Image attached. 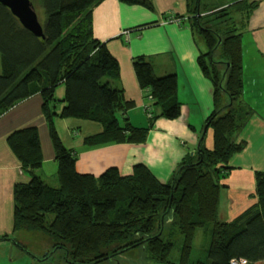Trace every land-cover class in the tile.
<instances>
[{
	"label": "trees",
	"instance_id": "16d2710c",
	"mask_svg": "<svg viewBox=\"0 0 264 264\" xmlns=\"http://www.w3.org/2000/svg\"><path fill=\"white\" fill-rule=\"evenodd\" d=\"M100 1L39 0L45 14L42 37L24 28L0 4V117L18 102L36 93L41 96L58 180V186L52 187L35 174L43 161L35 126L7 135L8 147L30 175L28 181L13 186L12 231L26 228L46 233L55 241V251L64 250L69 264H97L135 247H143L157 264H229L233 258L264 264V171L255 172L258 208L229 222L218 219L224 187L220 181L230 170V157L244 148L235 136L253 114L242 99L241 27L257 0L212 6L185 0V23L206 47L197 63L212 83L214 109L204 123L212 129L213 145L207 148L202 134L195 155L187 154L165 183L143 164L134 165L127 176L116 167L99 176L78 173L77 151L66 148L57 134L55 117L77 118L102 127L83 137L87 148L143 143L154 119L180 116L176 75L157 76L152 63L138 56L133 59L134 72L140 88L151 95L155 110L150 111L146 127L133 126L123 115L119 120L117 113L124 114L133 103L125 99L122 89L110 85L109 79L119 77L118 61L92 34V9ZM120 1L153 10L152 0ZM58 85L64 87L60 100L64 104L57 112ZM223 94L228 98L225 105L220 100ZM209 223L207 260L192 263L195 232ZM176 232L182 241L178 259L173 260Z\"/></svg>",
	"mask_w": 264,
	"mask_h": 264
},
{
	"label": "crops",
	"instance_id": "0c3cea01",
	"mask_svg": "<svg viewBox=\"0 0 264 264\" xmlns=\"http://www.w3.org/2000/svg\"><path fill=\"white\" fill-rule=\"evenodd\" d=\"M152 2L153 10L120 0L100 1L92 9V34L95 39L106 44L118 61L119 77L109 79L110 85L122 89L125 99L133 103L132 108L124 114L117 113L119 120L123 115L128 117L133 126L146 127L149 119H146L148 116H145L144 106L148 105L152 111L155 110L152 107L153 101L147 99L134 72L133 59L138 56H144L152 63L157 76L171 73L176 75L177 98L181 103L180 116L176 119L156 118L143 143L85 147L82 144L83 137L102 130V127L96 128L94 133L83 136L77 147L73 148L77 151L75 168L78 173L99 176L107 168L116 167L120 175L127 176L132 173L134 165L143 164L160 182L165 183L170 180L181 160L190 154L189 151L192 153L189 156L195 155L205 119L214 109L212 83L203 75L197 63L198 55L204 52L203 40L185 23V0ZM177 17H184L180 24L170 21ZM124 31H128V37L123 34ZM241 32L244 81L242 99L250 105V98L254 97L256 103H252L253 114L235 136L237 143L244 142V148L230 157V170L220 181L224 187L220 189L218 219L226 222L250 208H258L254 196L255 172L264 171V115L258 113L261 106L258 102L261 98L258 94L261 87L259 84L264 83V0H257L256 7L242 24ZM59 95L63 96L61 90ZM221 102L222 105L227 104L225 94ZM41 105L42 98L36 93L18 102L0 117V233L3 235L15 232L12 231L13 186L30 178L8 147L7 135L17 129L35 126L43 155L42 166L35 170V174L44 179V164L56 163ZM66 120L68 124L70 120ZM81 124L73 123L76 125L74 127ZM72 134L76 132L72 131ZM204 144L207 148L213 145V132L210 128L204 132ZM123 254L106 260L104 264H119L117 260ZM8 263H12V259Z\"/></svg>",
	"mask_w": 264,
	"mask_h": 264
},
{
	"label": "rangeland",
	"instance_id": "374dc122",
	"mask_svg": "<svg viewBox=\"0 0 264 264\" xmlns=\"http://www.w3.org/2000/svg\"><path fill=\"white\" fill-rule=\"evenodd\" d=\"M37 14L40 23H44L45 14L43 8L40 5L39 0H31ZM237 0H202V3H209L212 5H228ZM206 14V13H205ZM200 40V39H199ZM201 41V40H200ZM245 42V41H244ZM203 51H206V47L202 42ZM263 81V79H262ZM261 87L258 90L260 94L258 102L261 104L258 108V113L264 115V83L260 82ZM61 94L64 95L63 85H58L55 89V98L57 99L55 110L61 109ZM222 96L220 97L221 100ZM249 107L254 109L256 101L254 97L250 98ZM253 103V105H252ZM253 107H252V106ZM52 106V103L50 104ZM54 107V106H53ZM254 112V111H253ZM155 114V112H154ZM146 116V113H145ZM147 117V116H146ZM70 120L68 124L65 122L66 119L55 117V127L59 138L66 148H76L79 140L90 133H94L96 128L99 129L101 126L96 122H90L77 118H67ZM149 119L148 117L146 118ZM155 120V119H154ZM72 121V122H71ZM154 122V121H153ZM73 123H82L79 127H74ZM73 126V127H72ZM72 131L76 134H72ZM187 149V148H186ZM191 155V151H189ZM56 163L44 164L43 174L46 182L51 186H58V180L56 176ZM39 174H42L39 172ZM28 176V175H27ZM30 177V176H29ZM7 231V227H5ZM211 224H207L205 227L198 228L195 232L192 250L190 254V262L195 263L196 261L207 260V249L210 240ZM5 233V232H4ZM7 239L4 240V235L0 233V264H69L65 261L64 250L53 249L54 240L52 237L42 231L27 230L26 228L19 229L14 233L8 232ZM6 238V237H5ZM174 249L170 255V258L177 260L179 256V250L181 246L182 236L176 232L174 237ZM54 250V252H52ZM54 253V254H53ZM49 255V256H48ZM48 256V258H46ZM12 259V263H8V260ZM46 261V262H45ZM119 264H157L148 258L143 247H135L124 252L123 256L118 258ZM105 261H101L97 264H104ZM72 264V263H71ZM110 264V263H105Z\"/></svg>",
	"mask_w": 264,
	"mask_h": 264
},
{
	"label": "water",
	"instance_id": "95a60500",
	"mask_svg": "<svg viewBox=\"0 0 264 264\" xmlns=\"http://www.w3.org/2000/svg\"><path fill=\"white\" fill-rule=\"evenodd\" d=\"M19 20L21 25L37 37L43 36V27L30 0H0ZM206 130L204 126L203 134Z\"/></svg>",
	"mask_w": 264,
	"mask_h": 264
},
{
	"label": "built area",
	"instance_id": "2783aa9c",
	"mask_svg": "<svg viewBox=\"0 0 264 264\" xmlns=\"http://www.w3.org/2000/svg\"><path fill=\"white\" fill-rule=\"evenodd\" d=\"M170 21H174V22L180 24L182 22V19L171 18ZM123 34L126 35V37H128V31H124ZM147 99L152 100L151 95L148 94ZM144 110H145L147 116L150 117L151 107L146 105V106H144ZM229 264H248V260L245 258H233L230 260Z\"/></svg>",
	"mask_w": 264,
	"mask_h": 264
}]
</instances>
